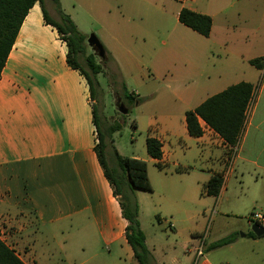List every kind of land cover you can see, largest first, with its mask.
Masks as SVG:
<instances>
[{
  "label": "crops",
  "instance_id": "crops-1",
  "mask_svg": "<svg viewBox=\"0 0 264 264\" xmlns=\"http://www.w3.org/2000/svg\"><path fill=\"white\" fill-rule=\"evenodd\" d=\"M59 2L78 29L62 0ZM171 3L177 20L182 8L209 16L211 31L208 37L200 35L202 40L185 47L187 69L182 88L174 94L184 112L179 133L164 125L159 136H149L162 144L160 160L148 155V159L132 158L146 163L152 188L149 193L157 190L168 195L171 191L166 180L155 186L149 163L165 177V169L170 170L169 175L198 173L197 184L204 187L213 174H224L229 148L203 121H199L202 136L190 137L185 112L240 82L253 87L255 103L233 166L222 178L217 197L200 194L212 205L202 213L208 211L212 223L218 219L224 227L229 219L237 222L223 228L222 235L209 243L203 231L192 232L196 239L180 263L233 264L226 253L237 258L256 249L264 253V235L248 237L251 225L247 219L252 213L264 218V66L257 69L250 64L264 57V0L165 2L166 6ZM44 4L57 19L53 4L46 0ZM97 142L87 83L79 71L67 65L65 44L57 31L44 23L41 6L36 3L23 20L0 75V228L10 230L8 238L31 264H72L77 258L79 264L134 263L125 238L127 221L99 164L94 150ZM182 146L194 153L183 166L174 163ZM181 167L183 172L176 171ZM136 200L151 264H176L174 255L166 252L156 236L146 233L143 206L148 197L141 194ZM230 235L235 236L231 244L206 250L209 244ZM199 246L204 250L197 257ZM239 264L249 263L240 260Z\"/></svg>",
  "mask_w": 264,
  "mask_h": 264
},
{
  "label": "rangeland",
  "instance_id": "rangeland-1",
  "mask_svg": "<svg viewBox=\"0 0 264 264\" xmlns=\"http://www.w3.org/2000/svg\"><path fill=\"white\" fill-rule=\"evenodd\" d=\"M165 2L166 0H62V6L76 21L79 32L87 37L93 34L105 51V73L97 75L98 98L102 104L103 124L123 123L122 130L112 137L114 148L123 157L148 159L145 139L150 135L159 136L164 125H171L170 131L179 133L182 125L183 106L174 94L182 88L187 69L185 47L188 43L202 40V37L180 24L176 18L175 4L166 6ZM86 48L87 54H93L89 47ZM95 61L104 62L96 56ZM113 81L115 84L111 85ZM122 83L129 91L138 95L132 104L122 99ZM117 99L128 109L127 115H121L117 111ZM105 153L109 166L117 177L121 170L110 159L109 148ZM193 157V150L187 151L182 146L176 151L174 163L178 161L183 166V163ZM181 168L176 171L183 172L184 168ZM148 169L155 186L159 181L166 180L168 188H171L170 193L163 195L157 190L149 193L138 189H132L131 193L135 200L141 194L148 197V204L143 206L146 233L149 237L156 236L159 243L167 249L165 251L174 255L178 261L176 264L183 261L187 256L186 249H190L192 241L196 239L192 232L203 231L205 236L208 235L206 243H209L210 239L222 235L223 228H229L232 223L237 222L236 219H229L228 225L223 227L218 219L211 222L208 211L202 214L204 209L208 210L212 205L202 200L200 194L204 192V187L197 184L198 173L188 171L178 176L170 168L173 175H169L170 170L164 168L162 171L168 175L165 177L158 173L152 163L148 164ZM161 213H166V216ZM169 224L173 225L174 230L170 229ZM9 232L10 230L0 228V238L25 264H31L8 238ZM254 251L248 252L247 257L244 254L242 258L232 254L231 257L230 253H226V256L233 264H239L240 260H248L249 264H264L262 249ZM79 257L83 259L84 256ZM77 259L72 264H79L80 260ZM133 264H136L135 261Z\"/></svg>",
  "mask_w": 264,
  "mask_h": 264
},
{
  "label": "trees",
  "instance_id": "trees-1",
  "mask_svg": "<svg viewBox=\"0 0 264 264\" xmlns=\"http://www.w3.org/2000/svg\"><path fill=\"white\" fill-rule=\"evenodd\" d=\"M45 0H0V75L5 66L8 55L13 47L18 31L29 10L39 3L43 21L53 27L66 47V63L80 72L84 77L90 100L92 101L93 124L96 130L97 144L94 148L104 176L109 182L113 195L117 199L122 217L127 221L125 238L133 252V258L137 264H151V254L145 245V236L139 220V208L137 201L131 193L132 189L151 192V183L147 175L146 163L140 159L123 157L113 146V134L120 132L123 123L110 125L103 124L101 115V102L98 98L99 83L97 75L105 73L104 62L97 63L94 54H87V36L78 31L71 18L65 14L59 0H49L54 7L57 19H53L44 4ZM178 21L195 33L208 37L211 31L212 21L207 15L199 14L186 8L178 13ZM257 69L264 66V57L250 61ZM114 80V77L112 78ZM112 82V81H111ZM115 81L111 85H114ZM122 99L129 104L135 101V96L129 92L122 83ZM253 87L249 83L240 82L232 85L224 91L217 93L194 110L185 112V125L190 137L199 138L203 134L199 121L221 137L228 146H234L244 128L245 108L252 95ZM102 118V119H101ZM135 127V123H133ZM110 149V159L121 170L118 178L109 166L106 149ZM147 155L160 160L162 157V144L153 137L145 140ZM162 169L160 164H157ZM223 180L220 174H213L204 185V193L207 196L217 197L222 187ZM248 237L256 238L249 232ZM235 240L234 235L227 236L219 241L209 244L207 251L218 249L231 244ZM0 264H25L4 241L0 239Z\"/></svg>",
  "mask_w": 264,
  "mask_h": 264
},
{
  "label": "built area",
  "instance_id": "built-area-1",
  "mask_svg": "<svg viewBox=\"0 0 264 264\" xmlns=\"http://www.w3.org/2000/svg\"><path fill=\"white\" fill-rule=\"evenodd\" d=\"M254 103H255V91L252 92V95H251V97H250V99H249V101L247 103L246 108H245V112H244V116H245L244 126H245L246 121H247V119H248V117H249V115H250V113L252 111ZM243 130H244V128L242 129V132L240 134V137H239L237 143L234 146H228L229 151H228V155H227V158H226V168H225L224 174H222V175L220 174L221 178H223L224 175H226L225 173H228L231 170L232 166H233V163L235 161L236 155L238 153L239 144H240V141H241ZM248 223H249V225L258 224V225L264 226V224H263L264 223V218H263V216L261 214L252 213V214H250V216L248 218ZM203 250H204L203 247L199 246L196 249V256L200 257L203 254Z\"/></svg>",
  "mask_w": 264,
  "mask_h": 264
},
{
  "label": "water",
  "instance_id": "water-1",
  "mask_svg": "<svg viewBox=\"0 0 264 264\" xmlns=\"http://www.w3.org/2000/svg\"><path fill=\"white\" fill-rule=\"evenodd\" d=\"M86 44L92 50L93 54L97 58H99L101 61L106 60L105 51L103 49V46L93 34L87 37ZM115 107L117 108V111L121 115L128 114V109L124 106L123 103L120 102V99L116 100ZM250 229H251V232L257 237L264 235V226L253 224L251 225Z\"/></svg>",
  "mask_w": 264,
  "mask_h": 264
}]
</instances>
